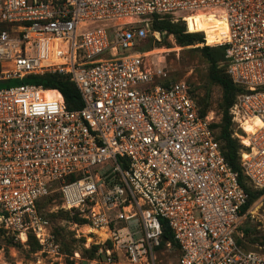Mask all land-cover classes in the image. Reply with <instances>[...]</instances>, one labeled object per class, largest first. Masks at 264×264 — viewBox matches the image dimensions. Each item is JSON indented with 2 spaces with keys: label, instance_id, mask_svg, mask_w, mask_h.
<instances>
[{
  "label": "built area",
  "instance_id": "2783aa9c",
  "mask_svg": "<svg viewBox=\"0 0 264 264\" xmlns=\"http://www.w3.org/2000/svg\"><path fill=\"white\" fill-rule=\"evenodd\" d=\"M154 16L189 33L188 18L225 30L215 46L200 32L201 46L226 48L241 89L230 110L240 164L264 192V0H0V81L63 75L83 102L68 110L54 90L0 89V227L45 246L40 203L58 192L61 208L102 232L93 264H155L164 221L179 264H264V250L239 244L248 195L213 117L186 82L136 52Z\"/></svg>",
  "mask_w": 264,
  "mask_h": 264
},
{
  "label": "rangeland",
  "instance_id": "374dc122",
  "mask_svg": "<svg viewBox=\"0 0 264 264\" xmlns=\"http://www.w3.org/2000/svg\"><path fill=\"white\" fill-rule=\"evenodd\" d=\"M197 20L199 26L213 27V24L208 23L212 20L210 18ZM2 27H4L2 30L8 29L7 26ZM155 32L153 34L152 30L148 34L136 52H146L147 63L152 67L157 66L163 69L168 80L186 82L202 110L213 117L215 125H219L222 121L223 91L209 78L210 63L200 51L202 46L197 44L181 46L173 35ZM126 53H133V51L128 50ZM19 85L14 82L3 83L0 84V89ZM234 128L235 133H239L235 123ZM217 129L220 133V129ZM234 137L237 138L235 134ZM249 186L254 189L250 184ZM40 212L49 221L51 232L49 242L43 246L32 234L29 235L31 239L28 238L27 242L17 240L9 230L0 227V264H77L74 256L76 252L82 259V262L78 264H93L98 250L95 248H99L98 243L102 240L100 229H96L88 219L87 224L75 223L76 218H85L83 213L61 208L58 192L40 203ZM242 228L248 230L245 234L253 243L250 250H264V196L250 207ZM180 257L178 248L166 243L156 251L154 262L155 264H179Z\"/></svg>",
  "mask_w": 264,
  "mask_h": 264
},
{
  "label": "trees",
  "instance_id": "16d2710c",
  "mask_svg": "<svg viewBox=\"0 0 264 264\" xmlns=\"http://www.w3.org/2000/svg\"><path fill=\"white\" fill-rule=\"evenodd\" d=\"M197 21L198 20L196 18H188L185 20V23L188 26V30L191 32L189 33L185 25L181 22L173 23L168 17L160 18L154 16L152 30L158 32H166L169 35H173L177 43L181 46L203 44L205 42L204 35L200 32L206 33V40L210 46H215V44L221 42L222 38L224 37L223 34H225V30L216 31L215 28L213 29V27L205 28L203 26H199ZM2 26L5 25H0V31L4 29V27ZM198 27L200 28L198 29ZM210 46H203L200 51L210 63L209 78L211 82L221 87L223 91L222 121L219 125H213L212 127L220 129L218 138L222 145V151L225 160L231 166V168L236 173H238L239 183L248 195V202L243 208V215H247L250 207L259 198L264 196V192L254 190L249 186V182L244 176L240 164V151L242 150V146L239 143L238 139L234 137L235 128L230 110L234 105L237 96L241 93V89L232 82L222 64L225 61L226 48ZM10 82L18 83L20 85L40 86L47 90L57 91L62 96L68 110H76L83 107L80 93L75 84L72 83L68 77H65L63 75L45 73L42 75L28 76L22 80L13 79L8 81H0V84ZM203 114H207L205 110H203ZM74 221L77 224L88 223V220L82 217H78ZM241 230L244 233L245 242L241 241L239 242V244L250 250V247L253 246V243L248 240V235L245 234V232L247 233L248 230L244 228H241ZM29 239H31V236H29ZM166 243L172 244L180 251L179 245L175 241L171 229L164 221L163 241L161 246L165 245ZM95 249L98 248L96 247Z\"/></svg>",
  "mask_w": 264,
  "mask_h": 264
},
{
  "label": "bare ground",
  "instance_id": "6f19581e",
  "mask_svg": "<svg viewBox=\"0 0 264 264\" xmlns=\"http://www.w3.org/2000/svg\"><path fill=\"white\" fill-rule=\"evenodd\" d=\"M198 19V18H197ZM211 19V18H210ZM244 128H245V130L247 131V132H252L253 131V127L251 126V123H246V124H244Z\"/></svg>",
  "mask_w": 264,
  "mask_h": 264
}]
</instances>
